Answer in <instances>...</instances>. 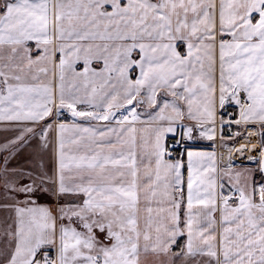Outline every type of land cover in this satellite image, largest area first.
Returning a JSON list of instances; mask_svg holds the SVG:
<instances>
[{
	"label": "snow or ice",
	"instance_id": "6c2138e0",
	"mask_svg": "<svg viewBox=\"0 0 264 264\" xmlns=\"http://www.w3.org/2000/svg\"><path fill=\"white\" fill-rule=\"evenodd\" d=\"M0 264H264V0H0Z\"/></svg>",
	"mask_w": 264,
	"mask_h": 264
}]
</instances>
